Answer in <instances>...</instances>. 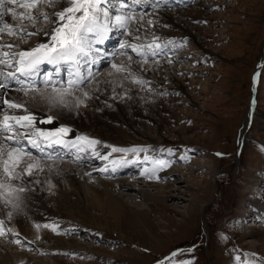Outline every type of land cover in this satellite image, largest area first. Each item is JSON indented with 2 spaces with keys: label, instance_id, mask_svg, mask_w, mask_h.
I'll return each mask as SVG.
<instances>
[{
  "label": "rangeland",
  "instance_id": "1",
  "mask_svg": "<svg viewBox=\"0 0 264 264\" xmlns=\"http://www.w3.org/2000/svg\"><path fill=\"white\" fill-rule=\"evenodd\" d=\"M134 1L123 0L128 4ZM152 1L153 7L140 3L141 7L133 11L123 10L121 0L103 5L111 15L124 13L133 22L128 33L132 41L126 39L124 31L121 35L118 32L116 41L104 47L114 52L112 59L104 56L97 72L73 91L76 95L88 93L98 86V79L107 87L103 81L107 72L128 82V93L139 92L143 105L133 104L130 129L122 120L109 125L122 129L129 138L79 129L78 150L64 154L61 147H55L49 161L41 160L40 152L31 151L37 161L49 162L50 166L60 163L79 168L96 190H102L97 181L103 178L127 181V187L118 184L113 191L127 207L114 215L115 210L105 202L88 197L77 200L73 193L70 208L54 207L48 201L47 208L35 210V220L30 224L44 235L31 241L35 248H42L40 251L24 241L6 239L10 227L3 221L2 245L31 259L20 257L7 263L0 259V264H45L38 262L43 258L50 264H264V0H171L175 6L167 5L170 0ZM58 4L57 0L45 11H59ZM11 7L18 14L27 11L15 4ZM161 13L172 14L179 27L163 20ZM22 23L28 32L53 27L50 21L38 22L35 28L27 20ZM39 36H31L23 43L5 32L0 42L35 46ZM129 42L138 47L155 42L160 48L152 55V50L143 47L146 56L142 58L131 48L120 47ZM124 58L126 62H140L145 69L139 72L124 66L126 70L117 71L112 67L122 65ZM1 66L5 74L10 70ZM129 96L116 94L97 101L105 106L103 112L118 115L115 105L129 107ZM89 97L88 93L85 101L91 102ZM86 106L80 105L79 109ZM5 108L8 107L3 105L4 112ZM250 108L251 122L240 146ZM103 112L98 111L100 115ZM60 135L69 136L67 132ZM16 139L27 143L26 138ZM89 139L100 143L91 145ZM112 148L145 151L113 152ZM145 155L151 158L150 164L165 161L162 171L153 173L150 169L147 178L119 177L101 171L113 167L115 157L140 162L138 167H145ZM78 157L83 160L78 161ZM45 167L29 176L46 178ZM145 192L157 199H149ZM60 208L73 210L75 219L63 217V212H58ZM81 217L89 222L98 219L100 228H95L92 221L82 222ZM48 235L72 240L74 246L72 243L69 248H54L45 237Z\"/></svg>",
  "mask_w": 264,
  "mask_h": 264
},
{
  "label": "bare ground",
  "instance_id": "2",
  "mask_svg": "<svg viewBox=\"0 0 264 264\" xmlns=\"http://www.w3.org/2000/svg\"><path fill=\"white\" fill-rule=\"evenodd\" d=\"M18 1L24 2V0H18ZM58 2H59L58 6L60 7L59 11H60L61 8L64 7V2L63 0H58ZM165 2L167 1H164V3ZM170 2L171 0L167 3L168 6L169 5L175 6L176 3L172 1L173 3L170 4ZM121 3H122L121 7L123 10L130 9L131 11H133L136 7L137 8L141 7L140 3H145V2L144 0H142V2L135 0L133 4H130V3L128 4L127 2H121ZM148 7H153V2L151 0H148L146 3V8ZM118 15L126 16L124 13H120V14L118 13ZM159 15H161V18H163V20H166L168 23L172 24L175 27H179L178 22L175 21V18L172 14L161 13ZM2 23H9L12 26H17V24L14 22V19L12 18V15L9 16V14L3 17H0V24ZM133 26H134L133 22L130 21V19L128 18L127 28L123 31L124 33H126V39L130 41H132V39L128 35V33H129V30ZM49 30L50 29H48V31ZM183 31H186L185 33L189 34L187 30H183ZM118 32L121 33L120 30L113 27L112 31H110L107 34L105 39L101 43H98L95 45V47L100 50L99 54L96 55L95 63H92V62H88V63L82 62L81 63L79 71L82 70L84 72L83 74H84V77H86V79L91 78L93 74L97 71V67L102 63L101 56H105L106 58L110 57L109 59H112L111 57H112L113 52L105 53L103 48L107 41L108 43L116 41L115 37L117 36L116 34H118ZM39 35L40 36L38 38V43L36 45L42 42V39H47V37L43 36V33ZM0 44H2V42H0ZM18 45H19V50H26V49H30L36 46V45L35 46L33 45L23 46L20 43H18ZM100 60H101V63H100ZM42 65H40V69ZM122 65L130 69H134L135 71L138 70L139 72L145 69L140 64V62L133 61V60L132 61L128 60L126 62L125 58L122 62ZM1 69H2V66L0 65V70ZM61 69L64 70V68H61ZM14 70L15 69L13 68V69L7 70V72L14 71ZM56 71L57 69L54 70L51 75H49V73L47 74H48V77L51 79L52 83L55 84L57 88H60L62 90L66 82L69 79L74 78V77L71 76L70 72L64 70L67 73V76L65 77V80H63V78H61L56 73ZM75 71L76 69L75 67H73L71 69V72H75ZM37 76H38V80L42 84V81L45 79V74H42L40 71L39 75ZM20 79L25 80L26 78L20 77ZM96 81L98 83V86L91 88V90L88 92L90 97L92 98L91 102L85 101L84 93L86 91H84V93L81 91L80 94L76 95L73 92L74 91L73 90L70 95H67V94L65 95V99L68 101V104H67V107H64L63 105L53 106L46 99L48 97L55 95L53 88L51 86H44L42 84L41 87L36 88L37 89L36 91H29L28 95L25 96L22 91H19L20 85L16 84L11 79L5 80L4 83H7L9 85V88L8 89L1 88V94L4 95V98L5 99L18 98V97L22 98L25 101L26 107H28L31 110L33 116L35 117L34 129H39L43 133H45V136H40L39 132H34L33 129L25 130V131L32 133L33 139H35L37 136H40V143H41V146L43 147V152H40L36 148H32L31 145L28 144V142L27 143L22 142L24 147L28 151L38 150L42 154L41 160H48L47 157L53 154L52 148L56 146L63 147L62 152H64V154H66L68 150L69 151L72 149L78 150L80 148L79 145L81 144L80 138L76 137V136H79V132H78L79 129L90 131L88 129L90 128L93 132H98L102 134V136H105L107 134L109 136L116 134V135L121 136L124 140L129 138L127 133L124 132L122 129L115 128L109 124L115 120H122L126 124V126L130 129L132 125L131 123L133 122V121L131 122V118L133 117V112L131 108L134 107L133 104L135 103V106L143 105V101H142V97L140 93L133 92V91L131 93L130 92L128 93L127 89L131 90V85H129L128 82L124 81L123 78L119 77L114 72L105 73V77L103 78V81L104 83L107 84V87L106 86L104 87L102 83L100 85L99 79ZM26 83H34L35 85V81L34 82L26 81ZM105 88H106V93L103 92ZM96 90L100 92L102 95H104L105 97H102L100 93L97 95ZM116 94L121 95V97L125 94H129L130 95L129 97H131L132 99V102H130L129 107L127 106L126 108H122L116 104L115 106L117 107L116 109L118 111V115L110 114L108 113V111L103 112L102 109L105 106H102L101 103L97 101V98H99V95L101 96L99 100H107L109 98L116 97ZM80 101H82V103ZM108 102H111V100H109ZM80 105H84V106L87 105V106L85 109H79ZM4 106L8 107L6 104ZM98 111H101L103 113L100 115ZM20 112L21 110L19 109L7 108L5 110V113H12V114H19ZM252 112H253V109L250 108L246 116V119L244 121L243 131L239 139L240 146L243 145V140L248 131L251 118H252V114H253ZM137 113L142 114L141 111H138ZM48 117H52L51 122H42V121H46ZM60 127L67 128L69 130L67 132L69 134L68 137H63L65 135L59 136L58 133H55L53 131L54 129L60 128ZM4 135H8V134H4ZM57 136L59 137L61 143H53L49 147L44 142L45 138H47L48 140H53ZM26 141H27V138H26ZM73 142L75 146H73ZM11 143L12 141H4L5 145L11 144ZM3 146L4 145H0V147H3ZM82 158L83 157H78L77 160L82 161L83 160ZM27 161H28V158L24 157V162L26 163ZM37 162L39 166L34 167L32 169L31 174L33 173V171L37 173L41 172V170L43 171L45 167L44 165H48L49 167L48 169L45 167V171L48 170L46 174L47 176L46 178H43V177L34 178V177L29 176L27 173H25L22 179H16L14 181H11V184L13 185L23 184L25 187V190L23 192L12 193V196L9 197V199L11 200V203L7 205L4 203L3 197H0V223L4 221L6 222L7 226L10 227V233L8 232V235H6V239L12 242L24 241V243L28 244L27 245L28 247H31L32 249H36L35 251H40V249L42 248H39V247L35 248V246H33V243L31 244V241L38 240L39 238L44 237V235H42L38 231H35L30 226L32 221L35 220L34 217L36 216L35 214L37 213L35 210L37 209L40 210V208L42 207L47 208L50 204H54V207L62 206L64 208V206L65 205L67 206L68 202L71 200L70 198L72 197L71 195L72 193L75 194V197L77 198V200L79 199L81 200V198L83 197L85 198L88 197L90 200H95V202H105L107 207L110 210L111 209L115 210V212L113 213L114 215L117 214V212H119L121 208L125 209L127 207L123 203L122 199L115 196L113 192L117 188L118 184L122 185V188L127 187L128 186L127 181H116L115 182V181L103 180V179H110V178H103L97 181L98 184L102 187V190H98V189L96 190L91 185L92 181L86 178L84 174H82L79 168L69 167L67 166V164H60V163H56V165L50 166L49 162H45V161H37ZM139 163L140 162L138 163L128 162L120 157H115L114 160L112 161L113 167L104 168L101 171L103 173H110V174L115 173V175L118 174L119 177H122V175L123 176L137 175V177L147 178L146 175L151 172L150 169H152V171L153 169H155V172L156 171L161 172L162 169L164 168L160 166V169H156L157 168L156 166L158 164H150V160L145 161L146 163V165H144L145 167H138ZM20 167H24V163H21ZM115 168H118V169L114 171ZM58 174L59 175L61 174L62 178ZM112 179L114 180L115 178H112ZM160 189L165 190L167 189V187L160 188ZM145 194L146 196H148L149 199L152 198L154 201L155 199H157V196L150 194L149 192H145ZM16 196H19V199H15L14 197ZM48 201L50 202L49 205H48ZM72 203L73 202H71V204ZM13 205H16V206L13 207ZM69 205L68 207L70 208ZM63 208H60L61 210H58V212H63V217H67L73 221L76 217L74 214V211L71 209H67V208L63 210ZM9 213H11V216H9ZM88 220L81 217L82 222H85L86 224H90V222L92 221V223L93 222L95 223V224L93 223L95 228H100V224L97 223L96 221L98 219H94V221L91 220L90 222ZM109 228L112 230V232H115V230L112 227H109ZM11 229L13 230L12 232H11ZM0 234H1V231H0ZM45 237H47L48 241H51L53 243L54 248H57L59 250L64 249V248H69L71 247L73 243V242L71 243L72 240L71 241L65 240L63 238H57V237H53L50 235L45 236ZM38 245H41V244H38ZM73 246H74V243H73ZM76 246H79V245H76ZM79 248L84 250V247L79 246ZM5 252L8 255V257H6L7 255L6 256L3 255V253ZM17 252L18 251L15 248L5 247L0 242V259L1 261H3V263L4 262L7 263L8 261H13V260L18 261L20 257H23L28 260L31 259L28 256L22 255L21 253H17ZM45 260L46 259L43 258L42 260H39L38 262L50 264V262L48 261L46 262Z\"/></svg>",
  "mask_w": 264,
  "mask_h": 264
},
{
  "label": "snow or ice",
  "instance_id": "3",
  "mask_svg": "<svg viewBox=\"0 0 264 264\" xmlns=\"http://www.w3.org/2000/svg\"><path fill=\"white\" fill-rule=\"evenodd\" d=\"M56 2L57 0H24L23 3H19L18 0H0V17L12 13L13 19L21 22L17 26H12L9 23L0 24V39H2V34L5 32L10 36H15L23 43H26L29 37L39 35L41 32H43L44 37H47V39H42V42L35 47L26 50L10 51L14 48H19V45L13 43L0 44V65L15 69L6 74L0 70V88L8 89L9 85L4 83V81L11 79L20 85L19 91H22L26 96L29 91L37 90L34 83H26V81L34 82L35 77L41 71L40 65H51L57 70L64 68L74 78L69 79L62 90L52 83L47 73H45V79L42 84L53 88L55 95L46 98L50 104L67 107L68 101L65 99V95H70L73 90H78L79 85L86 79L79 71L81 63H95L96 55L100 51L95 45L101 43L107 34L112 31L113 27L120 30L121 34H123V30L127 28L128 17L110 14L109 9L103 5L110 4L112 0H63L64 7L60 11L51 13L45 11V7H54ZM13 4L27 11L18 14L11 7ZM24 20H27L33 28L38 22L49 21L53 24V27L49 31L37 29L35 32H28L27 26L22 23ZM21 33H24V35H21ZM120 47L131 48L133 52L143 58L146 56V53L142 51L143 47L152 50V55H155V50L159 49L160 45L153 42L146 46L138 47L129 42L127 44L122 43ZM73 67L76 69L75 72H71ZM112 67L117 71L126 70L123 65L113 64ZM57 74H59L58 71ZM20 77H25L26 79L21 80ZM84 95L87 96L88 93L85 92ZM80 102L82 103V101ZM5 104L9 109H19L21 112L19 114L5 113L3 111V105ZM51 120L52 117H48L46 121L42 122H51ZM34 123L35 117L31 110L26 107L22 98L5 99L4 95L0 94V145H4L0 147V197H3L6 205L11 203L9 197L12 196V193L25 190L23 184L13 185L11 180L22 179L25 173L31 175L32 169L39 166L36 157L24 147L21 139H15L17 137L27 138V142L32 148L43 152L40 136H45V133L39 129H34ZM28 129L39 132L40 136L33 139L32 133L25 131ZM53 131L59 134L66 133L69 130L60 127ZM5 133L8 135H4ZM4 141H12V143L5 145ZM44 142L49 147L53 143H61L58 136L53 140L45 138ZM87 142L91 145L100 143L94 139H89ZM73 146H75L74 142ZM112 151L139 153L145 150L139 148H112ZM94 154L99 155L98 152H94ZM24 157L28 158L26 163L24 162ZM103 158L107 159V155ZM143 160L149 161L151 158L145 155ZM21 163H24V167H20ZM152 163L161 167L166 165V162L162 160L152 161ZM154 172L155 169H153ZM14 198L19 199V196ZM15 206L13 205V207ZM9 216H11V213H9ZM224 238L226 239V237Z\"/></svg>",
  "mask_w": 264,
  "mask_h": 264
}]
</instances>
